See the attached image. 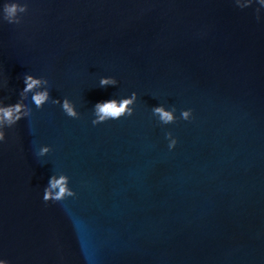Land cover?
<instances>
[{
  "label": "water",
  "instance_id": "obj_1",
  "mask_svg": "<svg viewBox=\"0 0 264 264\" xmlns=\"http://www.w3.org/2000/svg\"><path fill=\"white\" fill-rule=\"evenodd\" d=\"M27 74L50 101L0 142V264H264V0H0V106ZM62 174L77 195L45 202Z\"/></svg>",
  "mask_w": 264,
  "mask_h": 264
},
{
  "label": "clouds",
  "instance_id": "obj_2",
  "mask_svg": "<svg viewBox=\"0 0 264 264\" xmlns=\"http://www.w3.org/2000/svg\"><path fill=\"white\" fill-rule=\"evenodd\" d=\"M28 11V5L21 4L19 2H6L3 5V20L10 24H20L22 23L21 13H26ZM118 80L114 77H103L100 80L101 87L116 86ZM48 83L47 79L36 78V76L27 74L24 77V84L26 87L20 92L19 102L7 106H0V125L5 127H0V142L6 141V127H12L16 125L20 120L32 115V109L24 103L29 97L28 93H32L31 100L37 108H43L45 102L50 101L49 90H37L42 84ZM138 100V93L132 92V94L127 98L122 99H110L104 102H99L94 106L95 119L92 121L93 125H99L103 122L109 120H118L122 117H131L135 113V107ZM54 104H60L59 100H51ZM131 105V107H130ZM62 109L67 116L72 118H79L80 113L74 108L73 104L69 102L67 98L64 99L62 104ZM153 114L157 115L159 119L165 124L174 121V116L172 111H166L164 107H153ZM182 118L186 121L193 119V110L188 109L187 111H182ZM166 138L170 141L168 147L169 149H175L178 144V138H175L171 132L166 134ZM51 150L50 146H43L39 150V155L43 156ZM69 177L66 175H61L59 179L53 176L49 180L50 187L45 188L43 200L45 202H60L69 197H75L77 193L68 186ZM53 189H58L57 192L53 193Z\"/></svg>",
  "mask_w": 264,
  "mask_h": 264
}]
</instances>
